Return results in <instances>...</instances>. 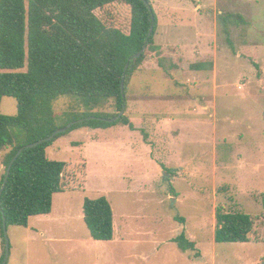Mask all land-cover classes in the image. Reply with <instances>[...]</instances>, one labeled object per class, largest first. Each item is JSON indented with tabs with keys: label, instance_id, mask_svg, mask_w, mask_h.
<instances>
[{
	"label": "rangeland",
	"instance_id": "obj_1",
	"mask_svg": "<svg viewBox=\"0 0 264 264\" xmlns=\"http://www.w3.org/2000/svg\"><path fill=\"white\" fill-rule=\"evenodd\" d=\"M151 3L158 20L155 44L180 39L173 27L188 39L189 47L174 50L180 65L171 71L160 66L163 57L167 67L174 63L167 47L159 54L146 51V69L134 75L126 94L130 119L128 102L139 98L135 133L120 125L78 129L47 149L49 160L67 164L66 192L54 196L50 215L31 218L27 228H8V264H77L75 252L90 251L71 239L91 237L83 205L100 197L110 202L117 230L123 215L141 209V221L134 225L146 240L155 230L154 240L181 235L177 218L186 219L203 252L198 264H264V0ZM96 15L129 33L127 5L117 3ZM238 16L243 22L236 24ZM224 18L233 46L227 43ZM250 59L259 63L260 74ZM203 62L213 67L190 70ZM54 110L59 117L84 111L64 97L54 103ZM98 112L114 114L113 102ZM1 113L16 116L17 101L4 98ZM2 160L0 155V181L5 174ZM218 207L252 217L248 243L215 242ZM2 253L0 236V258Z\"/></svg>",
	"mask_w": 264,
	"mask_h": 264
},
{
	"label": "trees",
	"instance_id": "obj_2",
	"mask_svg": "<svg viewBox=\"0 0 264 264\" xmlns=\"http://www.w3.org/2000/svg\"><path fill=\"white\" fill-rule=\"evenodd\" d=\"M123 3L130 8L129 33L108 26L96 12L108 6ZM151 0H0V155L5 174L0 181L2 189L7 169L19 150L52 136L70 123L78 122L67 133L24 152L13 164L6 188L0 201V236L5 260L6 239L3 219L7 227L29 226L33 217L50 215L53 198L66 192L64 174L67 164L49 160L47 149L58 139L78 129H109L127 126L135 130L125 115L115 123L89 118L112 119L124 106L121 83L125 75V97L134 75L147 58L146 51L159 54L155 44L157 17L154 9V32L143 51L152 16ZM153 8V7H152ZM224 18L227 43L230 30ZM243 22L237 17L236 24ZM159 63L166 71L178 68L170 62ZM251 60V59H250ZM261 73L257 61L251 60ZM129 64L125 73L126 65ZM167 69H166V67ZM212 63H197L191 71L211 69ZM17 101V115L1 113L4 98ZM77 101L84 111H70L57 116L54 103L59 98ZM127 105V98L125 99ZM113 102L114 114L98 110ZM264 119V111H263ZM264 207V194L262 195ZM84 221L95 241L109 242L114 237V214L106 197L86 199L83 205ZM215 242L218 244H245L254 229L251 216L216 209ZM177 221L185 223L184 218ZM173 242L182 252H196V244L185 232ZM8 264V263H7Z\"/></svg>",
	"mask_w": 264,
	"mask_h": 264
},
{
	"label": "crops",
	"instance_id": "obj_3",
	"mask_svg": "<svg viewBox=\"0 0 264 264\" xmlns=\"http://www.w3.org/2000/svg\"><path fill=\"white\" fill-rule=\"evenodd\" d=\"M200 23H202L201 20ZM172 30L175 31L176 35H179L180 39L175 38V40H172L170 42L168 40V43L166 45L159 43H157L156 45L163 47L161 49L162 51L165 47L171 49L172 51L170 54L173 55L174 63L180 65V58H178L177 60L174 50H177L176 52H178V50H184L186 45H188V39L184 33L180 34L178 32V28L173 27ZM199 33H203V29H201ZM187 47H189V45ZM145 69L146 65L142 66L139 72L144 71ZM181 71L182 70L178 72ZM132 98L130 100V103L128 102V111L131 117L130 120L137 129L134 121L135 116L139 114L136 108V104L138 103L139 98ZM123 127L130 130V128L127 126ZM136 131L130 130L131 133H135ZM126 143L127 142H125L124 147L127 150L129 145L127 146ZM139 212H141V209H138L135 215H123L122 223L124 225L122 224L119 230H117L116 228L114 215V237L112 241L100 242L93 240L91 237V239L84 238L82 240L78 238L74 240L71 239L73 243L83 244L90 251L87 253L75 252L77 253V256L73 258V263L77 261V264H85L84 261L86 260V263L88 264H198L200 260H203V252L199 248L195 237L189 233L188 221L186 219L185 223L180 222L183 227L181 229H183L187 237L196 244L198 256L195 257L192 253L196 252H182L181 250H179L177 245L173 242V240L178 237V235L163 241H161L159 237H156L154 240L153 236H156L158 232L155 230V233L148 234L151 239H143V233L138 227L134 225L135 223L141 221V214ZM61 241L63 243H70L65 242L69 241L68 239H62ZM98 247H102L103 249H98ZM90 248H92V251Z\"/></svg>",
	"mask_w": 264,
	"mask_h": 264
},
{
	"label": "water",
	"instance_id": "obj_4",
	"mask_svg": "<svg viewBox=\"0 0 264 264\" xmlns=\"http://www.w3.org/2000/svg\"><path fill=\"white\" fill-rule=\"evenodd\" d=\"M149 10H150V13H151V16H152V26L150 28V31H149V34H148V38L146 40V43H145V46H144V49L142 52H140L137 57H140L146 50L147 48V44H148V40L152 37L153 35V32H154V21H155V16H154V12H153V8L151 5H149ZM128 67H129V64L126 65V68H125V73L127 72L128 70ZM125 75L123 76V79H122V83H121V93H122V97H123V100H124V106L121 110V112L114 118L112 119H104V118H97V117H92V118H89V119H92V120H99V121H102V122H107V123H115L116 121H118L119 119H121L125 113H126V109H127V105H126V97H125ZM83 120H80L78 122H73V123H70L68 124L67 126H65L64 128H61L59 130H57L52 136L46 138V139H43L39 142H36L34 144H30V145H27L23 148H21L19 150V152L17 153V155L15 156V158L12 160L9 168L7 169V172H6V177H5V180H4V183H3V186H2V189L0 191V201H1V196L6 188V185H7V181L9 179V176H10V173H11V169L13 167V164L15 163V161L19 158V156L24 152L25 149H31V148H34V147H37L41 144H44V143H47V142H51L53 141L56 136L60 135V134H65L67 133L75 124L77 123H80L82 122ZM3 233H4V237L6 239V255H5V260L2 262V264H7L8 263V259H9V240H8V227H7V223H6V220L5 218L3 219Z\"/></svg>",
	"mask_w": 264,
	"mask_h": 264
}]
</instances>
